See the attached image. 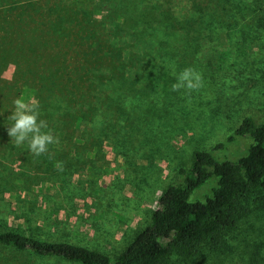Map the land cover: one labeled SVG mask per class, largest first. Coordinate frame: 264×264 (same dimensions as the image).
<instances>
[{"label": "rangeland", "instance_id": "rangeland-1", "mask_svg": "<svg viewBox=\"0 0 264 264\" xmlns=\"http://www.w3.org/2000/svg\"><path fill=\"white\" fill-rule=\"evenodd\" d=\"M24 1L0 0V13ZM72 1L80 22L92 21L91 14L101 19L99 13L106 7L96 0H83V6ZM161 3L176 13L179 26L187 21L191 24L189 38L195 44L191 41L193 49H184L177 56L182 63L179 73L194 68L203 76V87L189 95L184 89L171 90L176 81L162 85L170 94L166 101L170 112L156 107L149 116L124 123L114 112L116 105L109 109L112 119L108 124L83 118L74 134L58 137L61 143L48 153V162L34 159L28 145L16 146L8 135L1 137L0 229L115 257L150 222L161 192L168 185L184 184L179 170H189L195 152L209 151L224 142L245 117H252L256 125L264 123V0ZM52 4L53 0L41 3L44 16ZM41 17L39 21L44 19ZM39 28L45 29L43 25ZM178 31L184 42V33ZM14 72L15 65L8 63L0 79L10 81ZM21 96L35 100L27 87ZM98 134L100 149L89 159L85 146L97 142L94 135ZM251 142L237 137L218 158L233 154L236 159ZM215 183L209 180L191 199L204 200ZM249 198V212L226 236L228 250L205 251L186 264H264V188L250 193ZM0 264L77 263L0 245Z\"/></svg>", "mask_w": 264, "mask_h": 264}, {"label": "trees", "instance_id": "trees-1", "mask_svg": "<svg viewBox=\"0 0 264 264\" xmlns=\"http://www.w3.org/2000/svg\"><path fill=\"white\" fill-rule=\"evenodd\" d=\"M42 2L48 0H25L0 13V76L8 63L15 65L10 81L0 79V138L7 136V117L25 87L32 90L47 130L62 139L74 134L83 118L110 123L109 109L116 105L114 112L124 123L147 117L156 107L170 112V94L162 85L176 81L182 64L177 56L193 49L189 21L179 26L176 13L161 0H96L106 5L101 19L91 14L92 21L81 22L72 0H53L45 16ZM42 25L45 29L39 28ZM154 103L157 106L150 107ZM100 136L94 135L97 142L85 146V157L98 153ZM237 137L252 141L245 154L218 158ZM57 144L34 159L48 162ZM79 160L84 158L79 155ZM179 174L184 184L168 185L161 192L150 222L115 257L15 230L0 229V245L77 264H186L205 251L224 253L228 232L249 212V194L264 188V123L256 125L252 117H245L224 142L195 152L189 170L181 168ZM212 179L216 183L211 195L192 200Z\"/></svg>", "mask_w": 264, "mask_h": 264}, {"label": "clouds", "instance_id": "clouds-1", "mask_svg": "<svg viewBox=\"0 0 264 264\" xmlns=\"http://www.w3.org/2000/svg\"><path fill=\"white\" fill-rule=\"evenodd\" d=\"M203 87V76L192 67L185 68L172 85V91H192ZM14 109L7 120L6 132L16 146L27 143L29 150L35 156H40L48 151V146L59 143V138L48 129V123L41 118L39 104L35 100L26 101L24 97H18L13 101ZM57 167H61L59 164ZM61 170L62 167H61Z\"/></svg>", "mask_w": 264, "mask_h": 264}]
</instances>
